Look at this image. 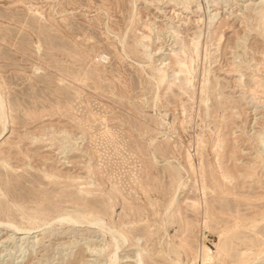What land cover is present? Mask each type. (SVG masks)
I'll list each match as a JSON object with an SVG mask.
<instances>
[{
    "label": "rangeland",
    "instance_id": "1",
    "mask_svg": "<svg viewBox=\"0 0 264 264\" xmlns=\"http://www.w3.org/2000/svg\"><path fill=\"white\" fill-rule=\"evenodd\" d=\"M0 103V264H263L264 0H0Z\"/></svg>",
    "mask_w": 264,
    "mask_h": 264
},
{
    "label": "bare ground",
    "instance_id": "2",
    "mask_svg": "<svg viewBox=\"0 0 264 264\" xmlns=\"http://www.w3.org/2000/svg\"><path fill=\"white\" fill-rule=\"evenodd\" d=\"M143 37H144V36H143ZM194 45H195V44H194ZM196 45H198V44H196ZM196 45L194 46L195 51H194V49H193L191 52L194 51L195 53H197V46H196ZM191 47H193V46H191ZM183 50H184V49H183ZM187 50H188V49H187ZM187 50H186V51H187ZM170 53H171V52H170ZM172 53H174V52H172ZM195 53H194V54H195ZM181 54H182V53H181ZM204 54H205V53H204ZM178 55H179V54H178ZM178 55H177V56H178ZM195 55H196V54H195ZM148 56H149V55H148ZM173 56H174V55H173ZM173 56H172V57H173ZM182 56H183V54H182ZM145 57H146V56H145ZM145 57H144V58H145ZM180 57H181V56H180ZM176 58H177V57H176ZM182 58H183V57H182ZM184 58H185V57H184ZM186 58L188 59V57H186ZM190 58H191V57H190ZM195 58H196V57H195ZM145 59H146V58H145ZM147 59H149V57H148ZM177 59H178V58H177ZM174 60H175V59H174ZM184 60H185V59H184ZM151 61H152V60H151ZM151 61L149 60L150 63H151ZM178 61H179V60H178ZM189 61H190V63H191V60H190V59H189ZM149 62H148V63H149ZM180 62H181V60H180ZM187 62H188V61H187ZM182 63H183V62H182ZM182 63H181V64H182ZM184 63H185V62H184ZM184 63H183V64H184ZM174 64H177V65H178L179 63H178V62H174ZM183 64H182V66H183ZM191 64H192V63H191ZM178 66H179V65H178ZM180 66H181V65H180ZM182 66H181V67H182ZM149 67H150V64H149ZM160 67H161V66H160ZM150 68H151V67H150ZM163 68H164V67H163ZM163 68H159V69H157V70H156V74H155V71H154V74L156 75V79H157V82H158V83H159V82H160V83H161V82L163 83V81H164V79H165V77H166L165 74H164ZM189 68H190V67H189ZM152 69H153V68H152ZM177 69H178V68H177ZM187 70H188V68H183V67H182V68H179V71L177 70V71H178V75H177V74H174V76H173V80H174V79L177 80V79L180 78L181 76H185ZM36 71H37V70H36ZM36 71H35V72H36ZM152 72H153V70H152ZM190 72H191V71H190ZM36 73H37V72H36ZM150 73H151V72H150ZM191 74H192V72H191ZM194 75H195V74H194ZM154 77H155V76H154ZM187 77H188V76H187ZM187 77H186V78H187ZM151 78H152V77H151ZM151 78H150V79H151ZM186 78H185V81H183V82H185V83H187V79H186ZM204 79H205V78H204ZM151 80H152V79H151ZM168 81H169V80H168ZM192 81H193V80H192ZM155 82H156V81H155ZM175 82H176V81H175ZM185 83H184V84H185ZM188 83H189V82H188ZM181 84H182V83H181ZM181 84H180V85H181ZM205 87H206V86H205ZM205 87H204V88H205ZM204 90H205V89H204ZM183 92L185 93V91H183ZM203 92H204V91H203ZM154 106H155V105H154ZM204 107H205V106H204ZM3 110H4V109H3ZM3 123H4V116H3V113H2V105H1V103H0V125L3 124ZM197 143L199 144V142H197ZM262 152L264 153V149H263ZM263 153H262V154H263ZM154 154H155V153H154ZM262 156H263V155H262ZM187 159H188V158H187ZM0 163H1V162H0ZM3 163H4V162H2V165H3ZM189 165H190V164H189ZM3 166H4V165H3ZM190 167H191V166H190ZM91 171H92V170H91ZM88 172H89V171H88ZM201 174H202V173H201ZM225 175H226V174H225ZM202 183H203V182H202ZM202 189H203V188H202ZM202 196H203V195H202ZM203 198H204V197H203ZM40 214H41V213H40ZM40 214H39V216H40ZM71 214H72V213H71ZM41 215H42V214H41ZM80 215H81V214H80ZM80 215L77 214V213H75V215L73 214L72 216H69L68 214H66V216L61 215V216H58L59 218H58L57 221H55V222H57L58 224H59V222H61V223L65 222V224L68 223V224H76V225H77V224H80V223H84V222H87V223H88V221H85V220H88V219H89V217H88L89 214L86 216L87 219H86V217H85L86 214L84 215L85 218H83V215H81L82 217H81ZM31 216H33V215H31ZM31 216H30V217H31ZM34 216H35V215H34ZM39 216H38V217H39ZM89 216H91V215H89ZM35 217H36V216H35ZM93 217H94V216H93ZM93 217H92V219H93ZM32 218H33V217H32ZM56 218H57V217H56ZM96 218H97V217H96ZM208 218H209V217H208ZM208 218H207V219H208ZM36 219H37V218H36ZM92 219H90L89 221H92ZM94 219H95V218H94ZM94 219H93V222L95 221ZM29 220H30V219H29ZM32 220H34L33 222H35V219H32ZM42 220H43V219H42ZM96 220H97V219H96ZM262 221H263V220H262ZM27 222H29V221L27 220ZM43 222H45V221H43ZM43 222H42V223H43ZM55 222H54V223H55ZM98 222H99V221H98ZM8 223H9V221H8ZM11 223H12V222H11ZM40 223H41V222H40ZM40 223H39V224H40ZM42 223H41V224H42ZM45 223H46V222H45ZM45 223H44V224H45ZM57 223H55V224H57ZM90 223H92V222H90ZM257 223H259V222H257ZM260 223H261V221H260ZM22 224H23V223H22ZM24 224L26 225V223H24ZM24 224H23V225H24ZM29 224H30V223H29ZM31 224H32V223H31ZM44 224H43V226H44ZM92 224L96 225V223H92ZM255 224H256V223H255ZM0 225H2V226H6V225H7V222H6V223H3V222L1 223V222H0ZM11 225H13V224H11ZM25 225H24V226H25ZM50 225H53V223L50 224ZM59 225H60V224H59ZM102 225H103V224H102ZM82 226H83V225H82ZM96 226L99 227V228L102 227V226H99V225H96ZM256 226H258V225H256ZM256 226H254V228H255ZM9 227H11V226H9ZM27 227H28V225H27ZM29 227H30V225H29ZM31 227H34V226L31 225ZM36 227H37V226H36ZM12 228H13L12 230H15V231L17 230V231H19V229H20L21 227H20V228H19V227L17 228V227L12 226ZM37 228H38V227H37ZM251 228H252V227H251ZM34 229H35V227H34ZM21 230H22V229H21ZM250 230H251V229H250ZM15 231H13V232H15ZM24 231H26V230H24ZM99 231H101V230H99ZM109 231H110V230H109ZM114 231H115V230H114ZM19 232H20V233H23L22 231H19ZM111 232H113V231H111ZM117 232H118V231H117ZM115 233H116V232H115ZM115 233H113V235H115ZM118 235H119V234H118ZM116 237H117V236H116ZM113 238H114V237H113ZM113 238H112V239H113ZM112 239H111V240H112ZM117 239H118V241H115L114 239H113L114 241H112V242H114V243H112V244H114V245H113L114 247H117L119 241H121L120 243L125 242L124 240H125L126 238H123V237H119V238H118V237H117ZM122 241H123V242H122ZM223 244H224V243H223ZM109 245H110V244H109ZM120 245H121V244H120ZM110 246H111V245H110ZM118 246H119V245H118ZM218 248H219V247H218ZM115 249H116V248H115ZM202 250H203L204 252H208L207 248H205V247H203ZM249 250H250V249H249ZM221 251H222V250H221ZM247 252H248V251H247ZM247 252H246V253H247ZM249 252H250V251H249ZM249 252H248V253H249ZM246 253L244 252V255H245ZM251 253H252V252H251ZM211 254H212V253H211ZM217 254H219V253H217ZM249 254H250V253H249ZM201 255H202V254H201ZM209 255H210V254H209ZM209 255H208L207 253H203V257L201 258V260L198 261L197 264H206V263L209 262L210 260H218V256H217V255H213L212 257H209ZM242 256H243V255H242ZM248 256H249V255H248ZM112 257H113V256H112ZM239 257H240V256H239ZM244 257H245V256H244ZM241 258H242V257H241ZM247 258H248V257H247ZM250 258H251V257H250ZM140 259H141V257H140ZM175 259H176V258H175ZM222 259H223V258H222ZM224 259H225V258H224ZM239 259H240V258H239ZM242 259H243V258H242ZM257 259H258V258H257ZM257 259H256V260H257ZM142 260H143V259H142ZM142 260H141V261H142ZM139 261H140V260H139ZM252 261H253V260H252ZM254 262H255V261H254ZM262 262H263V264H264V260H263ZM248 263H249V262H248ZM139 264H140V263H139ZM141 264H142V263H141ZM177 264H178V263H177ZM251 264H253V263H251Z\"/></svg>",
    "mask_w": 264,
    "mask_h": 264
}]
</instances>
